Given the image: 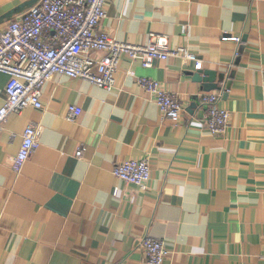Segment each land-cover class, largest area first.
I'll return each instance as SVG.
<instances>
[{"label":"crops","instance_id":"1","mask_svg":"<svg viewBox=\"0 0 264 264\" xmlns=\"http://www.w3.org/2000/svg\"><path fill=\"white\" fill-rule=\"evenodd\" d=\"M28 1L0 0V18ZM106 11L101 31L118 42L165 38L199 63L144 68L123 57L112 91L56 75L42 110L8 118L0 264H146L145 237L166 244L164 264H264V0H109ZM199 71L215 73L220 90L206 92L213 84L196 82ZM142 78L181 100L180 122L163 117ZM9 80L0 72V107ZM216 92L231 114L221 136L208 131L201 104ZM72 107L82 115L71 122ZM29 125L40 146L17 174L12 160ZM133 160L149 162L145 191L113 175Z\"/></svg>","mask_w":264,"mask_h":264},{"label":"built area","instance_id":"2","mask_svg":"<svg viewBox=\"0 0 264 264\" xmlns=\"http://www.w3.org/2000/svg\"><path fill=\"white\" fill-rule=\"evenodd\" d=\"M108 1L40 0L0 31V72L10 77L5 89L6 101L0 107V134L10 116L30 107L43 109V89L56 75L112 91L123 57L144 68L171 58L199 63L196 56L184 48L172 49L165 38L146 45H130L111 38L101 31L102 22L107 18ZM232 40L241 41L240 38ZM99 54L103 56L99 58ZM138 85L155 98L164 118L180 122L183 106L177 96L150 79H139ZM221 97L219 92L201 96V104L207 110L206 127L214 136L223 135L231 121L230 112L219 106ZM81 115L80 108L72 107L67 120L72 122ZM39 146V130L29 125L23 133L21 148L12 160L15 173H21ZM82 154L80 150L77 156ZM113 175L145 191L151 180V169L148 160H133L117 164ZM140 249L146 264H164L169 254L166 244L152 237L143 238Z\"/></svg>","mask_w":264,"mask_h":264},{"label":"water","instance_id":"3","mask_svg":"<svg viewBox=\"0 0 264 264\" xmlns=\"http://www.w3.org/2000/svg\"><path fill=\"white\" fill-rule=\"evenodd\" d=\"M39 1L40 0H30V1L20 5L19 7L13 9L8 14H6L5 16L0 18V24H3L7 21H11L14 17L22 15L23 13L27 12L28 10H30L31 8L36 6L39 3ZM202 75H204V76H202ZM214 77H215V73H213V72H201V71H199L195 75V81L198 83H203V84H213V85H209V86H204V89L206 92L220 90L218 85H215Z\"/></svg>","mask_w":264,"mask_h":264}]
</instances>
